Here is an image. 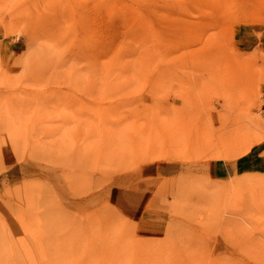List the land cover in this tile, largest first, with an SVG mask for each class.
Here are the masks:
<instances>
[{"label":"rangeland","instance_id":"rangeland-1","mask_svg":"<svg viewBox=\"0 0 264 264\" xmlns=\"http://www.w3.org/2000/svg\"><path fill=\"white\" fill-rule=\"evenodd\" d=\"M262 151L264 0H0V264H264Z\"/></svg>","mask_w":264,"mask_h":264},{"label":"crops","instance_id":"crops-1","mask_svg":"<svg viewBox=\"0 0 264 264\" xmlns=\"http://www.w3.org/2000/svg\"><path fill=\"white\" fill-rule=\"evenodd\" d=\"M264 154V152L262 151V155ZM245 163H247V160H245L244 161ZM215 171L216 172H219V173H224V174H226L227 175V173H229V170H228V166L226 165V166H222V168H220V169H217L216 167H215ZM225 171H226V173H225Z\"/></svg>","mask_w":264,"mask_h":264}]
</instances>
